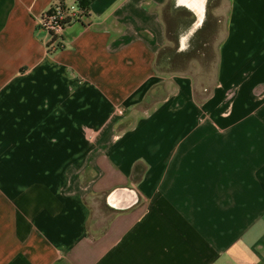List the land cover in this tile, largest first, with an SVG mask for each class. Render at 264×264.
<instances>
[{
    "label": "crops",
    "instance_id": "1",
    "mask_svg": "<svg viewBox=\"0 0 264 264\" xmlns=\"http://www.w3.org/2000/svg\"><path fill=\"white\" fill-rule=\"evenodd\" d=\"M169 1L95 0L49 47L54 0H0V264H264V0L212 6L208 86L156 69Z\"/></svg>",
    "mask_w": 264,
    "mask_h": 264
},
{
    "label": "trees",
    "instance_id": "2",
    "mask_svg": "<svg viewBox=\"0 0 264 264\" xmlns=\"http://www.w3.org/2000/svg\"><path fill=\"white\" fill-rule=\"evenodd\" d=\"M95 0H73L69 3L66 0H54V5L48 11L49 13L56 11L57 9L62 10L67 15L66 28L73 23L82 24L83 27L87 28L89 26L88 21L91 17L90 8L91 4ZM219 0L215 1L216 5ZM74 7V9H72ZM178 12L176 10V0H170L165 8V20L167 24V31L169 38L177 44L176 48L164 47L160 50L157 61L156 69L159 72H168L171 66L175 69L180 62L185 59L191 58L193 54L197 53V49H191L187 52H179L178 44V33L179 24L177 21ZM40 28V27H39ZM57 42V39H52L49 47ZM49 52H52L49 49ZM176 70V69H175ZM161 86H156L152 88L147 94L145 100L141 104L142 108H149L152 104L156 103L159 99L157 96L160 94Z\"/></svg>",
    "mask_w": 264,
    "mask_h": 264
},
{
    "label": "water",
    "instance_id": "3",
    "mask_svg": "<svg viewBox=\"0 0 264 264\" xmlns=\"http://www.w3.org/2000/svg\"><path fill=\"white\" fill-rule=\"evenodd\" d=\"M216 0H176L179 24V52L194 49L199 34L206 27L209 12ZM185 15H189L188 20ZM139 202L137 193L132 189H122L109 195L106 199L108 208L112 211H125Z\"/></svg>",
    "mask_w": 264,
    "mask_h": 264
},
{
    "label": "rangeland",
    "instance_id": "4",
    "mask_svg": "<svg viewBox=\"0 0 264 264\" xmlns=\"http://www.w3.org/2000/svg\"><path fill=\"white\" fill-rule=\"evenodd\" d=\"M210 16L213 17L211 9L209 12V19ZM185 17L188 20L190 19L189 15H185ZM215 18L217 26L215 31L210 34L207 45L193 54L191 58L180 62L179 65L175 67L176 70L171 66L170 72L194 74L198 84L202 86H208L216 81V75L218 74L219 45L224 35L225 17ZM172 43L170 48H176L177 44L174 41H172Z\"/></svg>",
    "mask_w": 264,
    "mask_h": 264
},
{
    "label": "built area",
    "instance_id": "5",
    "mask_svg": "<svg viewBox=\"0 0 264 264\" xmlns=\"http://www.w3.org/2000/svg\"><path fill=\"white\" fill-rule=\"evenodd\" d=\"M74 9V7H72ZM67 15L60 9L54 12H46L39 21V27L43 29L51 39H60L66 29Z\"/></svg>",
    "mask_w": 264,
    "mask_h": 264
},
{
    "label": "flooded vegetation",
    "instance_id": "6",
    "mask_svg": "<svg viewBox=\"0 0 264 264\" xmlns=\"http://www.w3.org/2000/svg\"><path fill=\"white\" fill-rule=\"evenodd\" d=\"M216 18L213 15L210 16V19L208 20L206 27L203 29V31L199 34L196 46L194 49H197L198 51L201 50L203 47H205L208 43V38L212 32L215 31L216 28Z\"/></svg>",
    "mask_w": 264,
    "mask_h": 264
}]
</instances>
